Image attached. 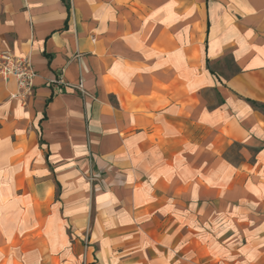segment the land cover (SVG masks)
Listing matches in <instances>:
<instances>
[{"label": "crops", "instance_id": "obj_1", "mask_svg": "<svg viewBox=\"0 0 264 264\" xmlns=\"http://www.w3.org/2000/svg\"><path fill=\"white\" fill-rule=\"evenodd\" d=\"M4 52L0 264H264V0H0Z\"/></svg>", "mask_w": 264, "mask_h": 264}, {"label": "built area", "instance_id": "obj_2", "mask_svg": "<svg viewBox=\"0 0 264 264\" xmlns=\"http://www.w3.org/2000/svg\"><path fill=\"white\" fill-rule=\"evenodd\" d=\"M0 76L4 81L15 79L18 90L11 95L13 99L27 103L29 98L34 95V83L37 74L29 57H18L8 52L1 53ZM54 83L69 86L62 78H58ZM73 88L85 94L83 82L74 85Z\"/></svg>", "mask_w": 264, "mask_h": 264}, {"label": "rangeland", "instance_id": "obj_3", "mask_svg": "<svg viewBox=\"0 0 264 264\" xmlns=\"http://www.w3.org/2000/svg\"><path fill=\"white\" fill-rule=\"evenodd\" d=\"M82 245V264L93 263L96 259V247L92 242L89 229L84 233Z\"/></svg>", "mask_w": 264, "mask_h": 264}, {"label": "trees", "instance_id": "obj_4", "mask_svg": "<svg viewBox=\"0 0 264 264\" xmlns=\"http://www.w3.org/2000/svg\"><path fill=\"white\" fill-rule=\"evenodd\" d=\"M256 105V104H255ZM257 106V105H256Z\"/></svg>", "mask_w": 264, "mask_h": 264}]
</instances>
